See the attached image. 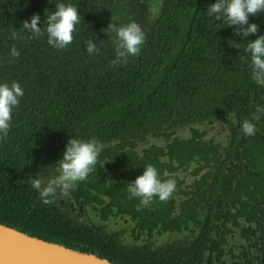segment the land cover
I'll use <instances>...</instances> for the list:
<instances>
[{
	"label": "trees",
	"instance_id": "obj_1",
	"mask_svg": "<svg viewBox=\"0 0 264 264\" xmlns=\"http://www.w3.org/2000/svg\"><path fill=\"white\" fill-rule=\"evenodd\" d=\"M57 2L0 0V81L18 82L23 89L12 110L8 134L0 137V222L66 246L78 241V250L118 264H199L183 254L152 256L142 250H116L93 242L85 231L65 225L40 202L30 175L43 161L61 156L68 137L90 117L108 113L110 125L122 124L130 122L128 116L159 113L169 104L177 107L178 99L206 106L203 83L218 84L234 93V83L250 65L244 51L246 40L264 33V12L249 17L257 23V33L242 37L234 26L207 15L206 8L213 0H164L148 42L126 63L113 65L114 34L107 35L103 29L110 21L117 25L130 21L136 14V0H71L81 22L72 42L62 49L49 45L44 34L46 16ZM131 3L134 7H129ZM33 13L40 16L39 36H31L21 25ZM180 20L187 22L182 34L177 32ZM172 28L179 47L172 48ZM88 40L98 49L91 55L85 50ZM12 47L19 56H11ZM159 52H167L162 56L171 59L160 62ZM161 66L165 70L158 84L151 87ZM144 86L153 90L146 91ZM156 100L162 103L156 104Z\"/></svg>",
	"mask_w": 264,
	"mask_h": 264
},
{
	"label": "flooded vegetation",
	"instance_id": "obj_2",
	"mask_svg": "<svg viewBox=\"0 0 264 264\" xmlns=\"http://www.w3.org/2000/svg\"><path fill=\"white\" fill-rule=\"evenodd\" d=\"M163 2L136 0L130 21L145 32L141 49L156 29ZM179 23L182 34L187 22ZM174 33L172 28V48L181 45ZM164 53L157 57L167 63L171 57ZM163 70H156L151 87ZM202 86L206 106L178 99L177 107L128 116L130 122L122 124L110 125L108 113L80 123L72 137H95L107 146L88 177L46 207L65 225L116 250L183 254L199 264H264V114L255 121V135L245 136L240 129L256 105L264 106V86L250 78V67L234 83V93L218 84ZM60 157L43 161L30 178L55 174ZM145 164H152L161 179H175L176 189L166 201L153 197L141 204L130 196L127 183ZM78 244L68 247L78 250Z\"/></svg>",
	"mask_w": 264,
	"mask_h": 264
},
{
	"label": "clouds",
	"instance_id": "obj_3",
	"mask_svg": "<svg viewBox=\"0 0 264 264\" xmlns=\"http://www.w3.org/2000/svg\"><path fill=\"white\" fill-rule=\"evenodd\" d=\"M206 12L215 21L234 26L237 35L248 37L258 31L257 23L250 22L249 17H256L264 12V0H213ZM39 20L40 16L33 13L28 19L21 21L23 30L31 36L41 35ZM80 22L81 15L77 6L71 0H58L54 10L46 16L44 34L47 43L56 49L65 48L72 42L73 33ZM103 31L107 35L114 34V56L111 61L113 65L126 63L130 57L136 56L146 39L144 30L134 20L120 25L110 21ZM85 50L90 55L98 51L92 40L87 41ZM244 51L250 61V78L264 86V33L246 40ZM10 54L17 57L20 53L17 48L12 47ZM22 95L23 89L18 82L0 81V137L8 134L12 110L19 104ZM262 114L264 106L256 105L251 117L245 118L240 124L243 135H255V121ZM106 146L95 137H69L61 157L54 164L55 174L46 177L38 174L30 178L31 187L38 194L40 202L53 203L57 196L68 193L75 188L77 182L86 179L94 170L99 154ZM175 189V179H161L152 164L143 165L142 171L127 183L130 196L139 197L141 204L149 203L153 197L166 201Z\"/></svg>",
	"mask_w": 264,
	"mask_h": 264
},
{
	"label": "water",
	"instance_id": "obj_4",
	"mask_svg": "<svg viewBox=\"0 0 264 264\" xmlns=\"http://www.w3.org/2000/svg\"><path fill=\"white\" fill-rule=\"evenodd\" d=\"M0 264H115L92 252L29 235L0 222Z\"/></svg>",
	"mask_w": 264,
	"mask_h": 264
}]
</instances>
